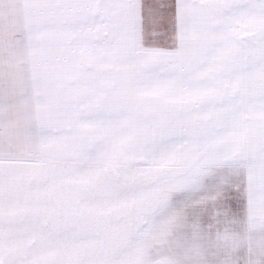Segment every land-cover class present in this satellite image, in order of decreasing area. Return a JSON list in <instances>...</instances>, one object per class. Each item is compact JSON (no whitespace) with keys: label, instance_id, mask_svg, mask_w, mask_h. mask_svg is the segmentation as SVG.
I'll use <instances>...</instances> for the list:
<instances>
[{"label":"snow or ice","instance_id":"snow-or-ice-1","mask_svg":"<svg viewBox=\"0 0 264 264\" xmlns=\"http://www.w3.org/2000/svg\"><path fill=\"white\" fill-rule=\"evenodd\" d=\"M0 264H264V0H0Z\"/></svg>","mask_w":264,"mask_h":264}]
</instances>
